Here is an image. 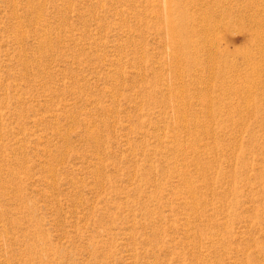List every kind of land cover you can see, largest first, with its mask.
Masks as SVG:
<instances>
[{"label": "rangeland", "instance_id": "1", "mask_svg": "<svg viewBox=\"0 0 264 264\" xmlns=\"http://www.w3.org/2000/svg\"><path fill=\"white\" fill-rule=\"evenodd\" d=\"M0 264H264V0H0Z\"/></svg>", "mask_w": 264, "mask_h": 264}]
</instances>
